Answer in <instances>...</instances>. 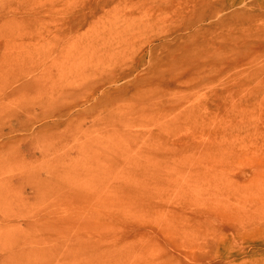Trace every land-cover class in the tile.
I'll list each match as a JSON object with an SVG mask.
<instances>
[{
    "label": "rangeland",
    "instance_id": "rangeland-1",
    "mask_svg": "<svg viewBox=\"0 0 264 264\" xmlns=\"http://www.w3.org/2000/svg\"><path fill=\"white\" fill-rule=\"evenodd\" d=\"M0 264H264V0H0Z\"/></svg>",
    "mask_w": 264,
    "mask_h": 264
},
{
    "label": "bare ground",
    "instance_id": "bare-ground-1",
    "mask_svg": "<svg viewBox=\"0 0 264 264\" xmlns=\"http://www.w3.org/2000/svg\"><path fill=\"white\" fill-rule=\"evenodd\" d=\"M223 24V23H222ZM219 145V144H217ZM209 147V141L208 142H195L193 143L192 146H188L187 148H184L185 149V154H188V153H191L193 154L194 152H201L203 150H206L207 148Z\"/></svg>",
    "mask_w": 264,
    "mask_h": 264
}]
</instances>
